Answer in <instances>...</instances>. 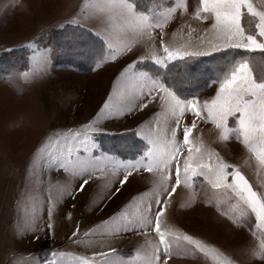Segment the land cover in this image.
Masks as SVG:
<instances>
[{"label": "rangeland", "instance_id": "374dc122", "mask_svg": "<svg viewBox=\"0 0 264 264\" xmlns=\"http://www.w3.org/2000/svg\"><path fill=\"white\" fill-rule=\"evenodd\" d=\"M106 2L0 0V57L22 54L23 51L17 49L24 48L28 62L29 59L31 61L29 71H24L27 67L11 73L0 70L2 129L7 131L14 126L13 110L27 109V114L22 117L15 112L16 123L21 117L19 126L28 129L30 143L23 147L36 151V156L42 153L45 156L47 152L39 151L38 146L53 129L63 133L68 130L88 131L85 125L97 128L94 155L100 163L92 171L91 179L81 174L79 169L61 171L59 162L53 159L54 170L59 169L61 172L58 174L64 179L59 184L64 186L65 195L61 206L63 214L59 210L58 217L57 212L54 213L55 199L50 196L51 217L55 215L50 220L57 223L63 215L65 229L64 233H58L55 243L48 244L49 264H78L85 258L95 264H103L105 259L109 264H146L158 244V237L154 229H142L133 221L140 216L145 203L160 191V173L141 169L132 172L125 184L119 181L127 174L122 165L139 159L147 150L148 139L156 141L161 149L169 147L170 134L166 135V128L172 122L161 110L158 97L149 100L146 106L131 110L139 102V88L132 79V73H152L145 65L153 63L148 58L151 50L163 55L161 41L171 49H184L199 55L224 49L214 51L212 48L215 34L210 30L211 21L195 17L199 0H160L148 9L137 5L140 10L159 12L162 18H167L163 29L154 28L151 36L135 35L125 25L113 22L112 12L102 7ZM253 3L258 10H264V0H253ZM168 8L174 11L169 14ZM104 21L109 24L107 35ZM68 25L86 28L104 43L103 56L90 72L65 71L68 68L64 67H60L63 70L53 69L54 64L55 67L61 65L55 61L56 31ZM105 39L117 50L114 60L108 58L112 50L105 46ZM126 47L131 50L123 51ZM256 58L257 65L264 63V55L259 53ZM136 61L139 62L134 68L126 72L127 66ZM216 79L196 96L200 101L214 96L218 88ZM20 93H26L27 98L23 99ZM106 103L118 111L105 108ZM191 119V114H187L184 123ZM229 124H234L232 118H229ZM125 130H134L146 142L142 154L136 159H125L103 151L98 143L101 133ZM220 133L221 130L210 119L197 121V127L190 135L193 167L208 164L215 168L219 163L234 166L254 191L264 194V162L259 145H255L253 151V147L245 145L242 140L223 139ZM177 139H183L180 132H177ZM126 144L121 143V147ZM186 153L187 148L181 154V162ZM92 155V152L86 153L84 158L90 159ZM172 171L174 173V169ZM207 171L206 168H197L195 174H190L187 181L182 182L168 198L165 215L161 218L165 229L172 233L168 239L173 245L174 255L168 264H227L229 260L233 264H264L260 256L252 254L259 251L264 225L254 223L253 216L230 189L214 188L213 177L202 174ZM224 174L231 183L233 167L225 169ZM85 179L88 183L80 191ZM170 179L174 183V175ZM26 182H22L24 189ZM57 185L50 184L51 187ZM46 187L49 188L47 182ZM117 188L119 192H116ZM34 190L31 188L26 192L31 195ZM26 198L22 195V203L27 201ZM17 220L21 226L26 225V218L18 215ZM185 235L202 241L207 246L206 253H192L183 240ZM2 242L0 264H41L42 260L33 258L35 254L30 251L16 254L9 236H3ZM109 249H114V253ZM53 251L57 253L56 257L51 256ZM100 252L105 256L94 255Z\"/></svg>", "mask_w": 264, "mask_h": 264}, {"label": "snow or ice", "instance_id": "6c2138e0", "mask_svg": "<svg viewBox=\"0 0 264 264\" xmlns=\"http://www.w3.org/2000/svg\"><path fill=\"white\" fill-rule=\"evenodd\" d=\"M181 6L186 7V5ZM102 7L112 12L113 22L125 25L135 35L151 36L154 28L162 30L167 23V18H162L159 12L140 10L135 0H107ZM173 11V8L167 9L169 14ZM194 15L197 19L211 21L210 30L215 34V43L212 44L214 51L220 48L243 51L233 57L222 69L221 75L215 81L218 88L214 96L204 101H200L196 96L182 97L179 88L169 85L166 78L160 77V71L168 68V62L196 56L200 54L198 52L171 49L161 41L163 55H158L153 49L148 57L159 66V70L155 73L148 71L132 73V79L139 88V102L131 110L146 106L149 100L158 97L161 110L172 122L166 128V135L170 134L169 147L166 150L161 149L156 141L148 139L147 150L139 159L122 165L127 174L119 181L120 184H125L132 172L141 169L160 173V191L145 203L142 213L133 221V224L139 225L142 229H154L158 237V244L146 260V264H168L174 255L173 245L168 239L172 233L165 229L161 218L165 215L168 198L176 192V188L182 182L187 181L190 174H195L197 168L201 170L206 168L207 173L202 172V174L213 177L214 188L230 189L243 203L245 210L253 216L254 223L264 225V194L254 191L234 166L219 163L215 168L208 164H196L193 167V150L190 147L192 144L190 135L197 127V121L210 119L221 130L220 135L223 139H240L245 145L253 147V151H255L254 146L259 145L261 160L264 162V63L257 65L252 55L257 51L264 55V10H258L253 0H199V7ZM108 28V22L104 21L106 35ZM28 46L32 47L31 44ZM105 46L112 50L108 58L116 59L117 50L114 49V45L105 39ZM130 50L126 47L123 51ZM35 55L34 48L33 56ZM138 62L129 64L125 71L134 68ZM104 107L118 111L107 103ZM189 113L192 119L186 124L184 118ZM229 118L234 120V124H229ZM84 127L88 131L68 130L61 133L53 129L42 139L38 150L47 152V160L58 161L60 170L79 169L81 174L91 179L92 171L100 163L94 155L96 147L94 134L97 128L89 125ZM177 132L182 134V140L177 139ZM185 148L187 153L181 162V154ZM89 152L93 155L90 159H85V154ZM229 167H233L234 170L231 183L224 174L225 169ZM173 175L174 183L170 179ZM87 183V179L83 180L79 190L83 191ZM167 185H170V188ZM119 191L120 189L117 188L116 192ZM48 227L51 228V224ZM183 240L187 242V247L192 253L197 255L206 253L207 246L202 241L188 235H185ZM258 247L259 251H253L252 254L264 260V237L261 238ZM109 251L114 253L115 250L109 249ZM94 255L104 257L105 253H94ZM51 256L56 257L57 253L53 251ZM41 264H49V261L44 259ZM78 264H95V262L85 258L78 261ZM103 264H109L108 260L105 259ZM227 264L233 262L229 260Z\"/></svg>", "mask_w": 264, "mask_h": 264}, {"label": "crops", "instance_id": "0c3cea01", "mask_svg": "<svg viewBox=\"0 0 264 264\" xmlns=\"http://www.w3.org/2000/svg\"><path fill=\"white\" fill-rule=\"evenodd\" d=\"M30 65L29 59V66L24 71H29ZM60 67L68 68L65 71H70L69 69L83 73L91 71H82L65 65L55 67V64L53 69L63 70ZM20 94L23 99L27 98L26 93ZM13 112L14 126H10L9 130L5 131L0 124V244H4L2 242L3 236H9L16 248V254H24L30 251L32 255L35 254L33 258L42 261L44 259L50 260L48 244L50 242L55 243L57 241L55 238L59 236L60 232L64 233L65 229L63 215L59 220L57 219V223L50 220L55 215L52 212L53 216L51 217V202H49L52 195L56 202L54 213L57 212L58 217L60 215L59 210H62L61 213L63 214V207L61 206L62 203L64 204L65 189L61 183L59 184L63 178H60L58 174L62 170L57 169L55 171L54 160H47V155L43 156L44 153L36 156V151L23 147V145L30 143L28 129L19 126L21 117L25 116L27 109H16ZM15 112H19L21 116L17 123ZM24 181H27L25 189L22 183ZM46 182L49 188L46 187ZM54 183L58 184L57 187L50 186ZM31 188L35 190L30 195L26 191ZM22 195L28 197L26 202L22 203ZM18 215L22 219L26 218L29 224L27 225L26 222V225L21 226L17 220ZM49 224H51V228L48 227Z\"/></svg>", "mask_w": 264, "mask_h": 264}, {"label": "trees", "instance_id": "16d2710c", "mask_svg": "<svg viewBox=\"0 0 264 264\" xmlns=\"http://www.w3.org/2000/svg\"><path fill=\"white\" fill-rule=\"evenodd\" d=\"M160 0H135L139 7L148 9ZM55 34V46L57 54L55 61L57 64L71 66L74 69L89 71L97 65V61L103 56V41L86 28L68 25ZM85 46V47H78ZM15 56L3 55L0 57V70L8 73L25 69L28 67V57L24 54ZM103 50V51H102ZM243 50L223 49L215 51L209 55H198L178 59L168 63V68L160 71V77L166 78L169 85L179 88L182 97L197 96L206 89L213 79L221 75L233 57L242 53ZM83 53V54H82ZM102 53V54H101ZM259 53H253L254 59ZM247 55V54H246ZM147 68L155 73L159 66L152 62H147ZM258 71V68H257ZM100 148L103 151L112 153L125 159H136L142 154L145 147L143 141L134 130H125L116 133H101L98 137ZM121 143H128L121 147ZM143 148V149H142Z\"/></svg>", "mask_w": 264, "mask_h": 264}]
</instances>
